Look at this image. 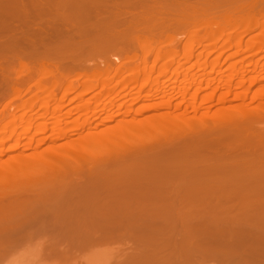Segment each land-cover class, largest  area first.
Listing matches in <instances>:
<instances>
[{"label": "bare ground", "instance_id": "bare-ground-1", "mask_svg": "<svg viewBox=\"0 0 264 264\" xmlns=\"http://www.w3.org/2000/svg\"><path fill=\"white\" fill-rule=\"evenodd\" d=\"M5 98L0 260L30 235L58 245L115 235L130 240V264H264V0H0ZM221 176L250 189L233 200L244 210L214 215L226 240L198 238L197 224L181 241L154 222L145 238L119 218L161 212L168 224Z\"/></svg>", "mask_w": 264, "mask_h": 264}, {"label": "rangeland", "instance_id": "rangeland-1", "mask_svg": "<svg viewBox=\"0 0 264 264\" xmlns=\"http://www.w3.org/2000/svg\"><path fill=\"white\" fill-rule=\"evenodd\" d=\"M180 31V30H179ZM179 31H178V33H177V31H175L177 34H181V33H183L184 31H180L181 33H179ZM174 32V33H175ZM172 34V33H171ZM176 34V35H177ZM185 34H187V32H185ZM182 41H184V39L182 40ZM230 52H228V53H226L225 55H224V57L221 59V62H223V60L225 59V57L227 56V54H229ZM216 55H213V56H211L209 59L210 60H212L214 57H215ZM202 59H203V61H204V56H202L201 57ZM241 57H239V59H240ZM183 61V60H182ZM194 61H195V59H194ZM202 61V60H201ZM232 62H234V59H233V61L231 60V61H227L226 63L224 62L223 63V65L221 66V67H218V69L219 68H222L223 70H226L230 65H231V63ZM159 64V63H158ZM157 64V65H158ZM192 65H194V67H196L197 66V64H192ZM189 66H191V64H186L185 66H184V68H187V67H189ZM250 68L252 67V66H249ZM248 67V68H249ZM195 72H197L196 74L198 75V76H200L199 74H202L203 73V71L201 70V72L199 71H196V70H194V71H192L191 72V75L193 74V73H195ZM167 78V77H166ZM180 78V79H179ZM179 78H177V81H175V82H173L172 80L170 81H168L167 79H166V81H165V84L167 85H173V86H175V85H180V82L184 79L182 76L181 77H179ZM182 79V80H181ZM181 80V81H180ZM31 81V80H30ZM29 81V84L30 83H32V81L34 82V79H32V81L30 82ZM171 82H173V83H171ZM77 83H79V81L78 82H75V84H77ZM33 84V83H32ZM31 84V85H32ZM199 85L200 84H198L197 85V87L194 89V90H196L198 87H199ZM28 86V85H27ZM26 87V86H25ZM172 87V86H171ZM170 87V88H171ZM179 86L177 87L176 86V92H178L179 91ZM59 89H61V88H59ZM62 90L63 89H61V90H57V94L60 96V95H62ZM38 91V89H37V85L36 84H33L32 86H31V89L30 90H28L27 92H25L26 94H27V96H29V98H31V96H33V94L34 93H36ZM80 91H82L81 89H78V91H77V93L78 92H80ZM130 91V92H129ZM133 91V93L134 94H136L135 92H136V90H126V91H123L122 92V94H126V93H131ZM95 93L96 92H98V90H95L94 91ZM94 92L92 93V94H94ZM154 92V91H153ZM77 93H73V94H71L70 96L71 97H73L74 95H76ZM132 93V94H133ZM160 92H155V93H153V94H159ZM26 94H24V98L25 99H27V96H26ZM92 94H89L88 95V97L89 96H91ZM121 94V95H122ZM133 94V95H134ZM120 95V96H121ZM4 99V98H3ZM2 99V103L0 104L1 106H0V109L1 108H3L4 107V105H5V103H7V101L9 100L8 98H5L6 99V101L5 100H3ZM122 100H124V98H122ZM121 100V101H122ZM9 101H11V100H9ZM8 101V102H9ZM20 103L21 101L20 100H18V101H13L12 102V104L13 105H16L17 103ZM39 105H40V103H38ZM136 109V108H135ZM64 110H67V109H64ZM0 115H2V114H0ZM146 115H147V113H146ZM144 115H140V116H138V117H143ZM105 123H107V124H110L111 123V121H108V122H104L103 124H105ZM102 126V125H101ZM99 127H100V125H99ZM228 177V176H227ZM226 176H224V177H218V178H215V179H212V180H214V182L212 183V182H207L206 180H204V181H206L205 183H208L210 186V189H209V191H207V189H206V191H207V193H206V191H202L204 194H200L199 195V197H197V195H198V193H197V195L196 194H194L193 196H191L190 194V196L189 195H187V196H189L188 198L190 199V197H191V201L190 200H188L187 198H185L186 200H187V202H186V200H185V202L183 201V203L182 204H179L178 205V210L180 211H178V210H174L175 211V213H173L172 212V214H173V216L171 215L170 216V218L172 217V221L171 222H168V224H170V225H168L167 224V218H166V214H164V213H161V212H156L157 214H153L152 212H148V213H151V214H148V213H144L143 212V215H145L148 219H146V217L145 216H143L142 215V213H140V212H135V213H133V214H130V215H132V216H125L124 214H122V215H120V220L122 221V222H129L130 221V223H132V221H133V223L132 224H130V225H134V223H135V226L134 227H136V225H137V228L138 229H140L141 228V230H143V232H145L146 231V228H151V227H154V223H155V227L156 228H158V227H160L161 228V230H162V227L163 228H166V227H168V229H169V227H170V229L169 230H171V231H173L174 230V232H171L170 231V233L171 234H173V236H174V238L175 239H180L181 241H182V239L179 237V236H183V232H188L189 231V229H190V231H192L194 234H195V232H194V229L193 228H198V225H199V227L201 228V226H205V227H203V228H205V229H203L201 232L199 231L200 230V228L199 229H196L195 231H199V232H197V234H199L200 235V237L199 236H197L196 234L195 235H193L190 231V233H189V235L191 234L192 236H191V238L192 237H194V236H197L198 238H202V237H204L203 239L205 240V238H206V236H207V234L208 235H213V234H215L216 235V239H219V240H223L224 239V237H226L227 236V234H229V233H227V232H229V231H217L218 229H220L222 226H220L219 224H217V223H214L213 221L215 220L214 219V215H215V213H217V211L218 210H221V209H224V208H226V207H228V205H229V207L228 208H231V209H233L232 207L233 206H235V203L236 202H238L241 198V196H240V194H238L237 196H240V197H238V198H240V199H238L237 198V196H236V194L237 193H241V191H243V190H239L241 187H237L238 186V184H236L237 186H235V184H233V182H232V179H233V177H228L227 178ZM225 178H226V180L228 181V180H230V181H228V182H230L229 184H228V182L226 183L225 181ZM235 178V177H234ZM217 179V180H216ZM224 179V180H223ZM237 179V180H236ZM236 179H234V180H236V181H234V182H237L238 180H240V179H238V177L236 176ZM211 180V179H210ZM219 180H222L223 181V183L221 182V181H219ZM246 180V179H245ZM240 181H242L243 183H246V189H248L247 191H250V189L249 188H247L248 186H247V180H246V182L241 178V180ZM240 181H238V182H240ZM216 182H218V183H216ZM225 182V183H224ZM205 183H203V185L205 184ZM215 183V184H214ZM241 183V182H240ZM214 184V185H213ZM233 184V185H232ZM213 185V186H212ZM229 185H231V186H229ZM240 185H242V184H240ZM243 185H245V184H243ZM235 188H234V187ZM205 187L207 188V186L205 185ZM243 187V186H242ZM244 189H245V186L243 187ZM245 189V190H246ZM244 190V191H245ZM240 191V192H239ZM247 191H245V192H242V193H246ZM242 193H241V195H242ZM249 193V192H248ZM226 194H227V196H226ZM229 194H232V195H234V199H232L233 198V196L232 195H229ZM196 195V196H195ZM202 195V196H201ZM224 195V198H225V196L226 197H228V195H229V200L228 199H223V196ZM248 194L246 193V196H247ZM186 196V197H187ZM196 198H195V197ZM230 196H232V197H230ZM244 197H245V195H243ZM242 196V197H243ZM195 198V199H193V198ZM211 197H213V198H211ZM220 197V198H219ZM243 197V198H244ZM214 198H216V199H214ZM219 198V199H218ZM197 199V200H196ZM236 199V202H234L233 200H235ZM245 199H248V198H245ZM184 200V199H183ZM203 200V201H202ZM220 200V201H219ZM223 202H222V201ZM230 201V202H228V201ZM232 200V201H231ZM238 200V201H237ZM244 200V199H243ZM225 201V202H224ZM241 202V204H242V200H240ZM189 202V203H188ZM221 202H222V204H221ZM246 202H247V200H246ZM186 203V204H185ZM227 205H226V204ZM229 203H231V204H229ZM218 204H220V207H218V209H217V206H219ZM223 204H225L226 206H224ZM237 204V203H236ZM246 203H245V201H244V203H243V205H245ZM222 205V206H221ZM230 205H231V207H230ZM238 205V204H237ZM237 205H236V208H234V209H236L237 210ZM238 206H240L241 207V209L242 210H244V206L242 207L241 205H238ZM246 206H247V204H246ZM246 206H245V208H246ZM223 207V208H222ZM220 208V209H219ZM217 209V210H216ZM213 210V211H212ZM238 210H240V208H238ZM176 211H177V213H176ZM216 211V212H215ZM241 211V210H240ZM219 212V211H218ZM139 213V214H138ZM155 213V212H154ZM180 214V215H177V214ZM183 213H185L184 215L185 216H183L182 214ZM187 213H188V215H187ZM194 213V214H193ZM196 213V214H195ZM212 213V215H210ZM135 214H137V215H135ZM175 214V215H174ZM139 215H142V216H139ZM190 215V216H189ZM159 216V217H158ZM160 216H162L161 218H160ZM175 216V217H174ZM178 216H182L183 217V219L181 218H177ZM189 217V218H186V217ZM213 216V217H212ZM128 218V220L126 219V218ZM153 217L154 218H156V219H153ZM192 217V218H191ZM208 217V218H207ZM124 218V219H123ZM142 218V219H141ZM174 218V219H173ZM206 218V219H205ZM209 218H212V219H209ZM216 218V217H215ZM158 219V220H157ZM164 219L165 220V222H164V220H163V222H162V220ZM177 219H179V220H177V224H176V220ZM185 219L187 220V221H185ZM189 219V220H188ZM205 219V220H204ZM127 220V221H126ZM137 220H138V222H137ZM140 220V221H139ZM161 220V221H160ZM174 220H175V222H174ZM148 221H149V223H148ZM169 221H170V219H169ZM181 221L183 222V224L181 223ZM185 221V222H184ZM198 221V222H197ZM141 222V223H140ZM145 222V223H144ZM152 222V223H151ZM154 222V223H153ZM156 222H158L157 224H156ZM160 222V223H159ZM174 222V223H173ZM188 222V224H191V225H189V226H185L184 224H186ZM208 222V223H207ZM141 224V225H140ZM176 224V225H175ZM179 224V225H178ZM196 224V225H195ZM198 224V225H197ZM204 224V225H203ZM213 224H217L218 226H220V228L218 227L217 229H216V227H215V225L213 226ZM146 225V226H145ZM151 225V226H150ZM172 225V226H171ZM193 225V228L191 227ZM206 225H207V230H206ZM139 226V227H138ZM144 228H143V227ZM177 226V227H176ZM213 226V228L215 227V231L217 232V233H215V231L213 232L212 231V229L213 228H211ZM146 227V228H145ZM181 227H182V229H181ZM186 227V228H185ZM188 227H190V228H188ZM175 228V229H174ZM184 228V229H183ZM173 229V230H172ZM179 229V230H178ZM186 229H188V231L186 230ZM210 229H211V231H210ZM209 230V231H208ZM183 231V232H182ZM204 231V232H203ZM141 233V234H144V236L143 237H145L146 238V235L145 234H147L146 232L145 233ZM177 232V233H176ZM206 232V233H205ZM212 232V233H211ZM218 232H219V234L220 235H222L223 236V234H222V232L225 234V233H227L226 235H224L223 236V239L221 238V237H218L219 236V234H218ZM230 232H232V231H230ZM181 233V234H180ZM187 233V234H188ZM203 235H202V234ZM233 233V232H232ZM178 236H177V235ZM186 234V233H185ZM218 235V236H217ZM232 235V234H231ZM115 235H112V236H109V237H111L110 238V240H108L109 238H104V239H101L102 241H100V239L99 240H97V241H95V243L94 242H90L89 244L87 243V244H85V245H74V244H65L64 243V245L62 244H60V245H58L57 243L55 244V243H52L51 241H53V240H50L49 239V242H48V244H47V246H42L40 243H39V241H38V244L37 243H28L27 244V246H25V244H23L22 245V243H23V241H22V243L21 244H18V245H15V246H7L6 248L10 251V252H12L11 253V255H9V256H11L12 258H13V260H14V264H34V262L39 258V259H42L43 261H46V262H48V264H72V262L73 261H75V260H80V262H81V264H108V262H109V260H110V250H108V249H106V248H102V247H96V246H98V245H102V244H105V243H114V242H119L120 241V243H121V241H122V244H124V242H126V241H130V240H122V238H120L119 239V237H116V238H113ZM175 236H177V237H175ZM181 236V237H182ZM233 236V235H232ZM186 237H187V235H186ZM185 237V238H186ZM214 239H215V236H212ZM218 237V238H217ZM119 239V240H115V239ZM183 238V237H182ZM189 238H190V236H189ZM197 238V239H198ZM209 240L208 241H212V239H210L211 237L209 236V237H207ZM221 238V239H220ZM227 238H229V236L227 237ZM226 238V239H227ZM230 238H231V236H230ZM113 239V240H112ZM178 239V240H179ZM226 239H224V240H226ZM34 240V239H33ZM103 240H104V242H103ZM187 240V239H186ZM29 241V240H28ZM124 241V242H123ZM176 241V240H175ZM201 241H203L202 239H201ZM205 241H207V240H205ZM101 242V243H100ZM25 243V242H24ZM99 243V244H98ZM40 244V245H39ZM19 245H22V247L20 246V248H19ZM72 245V246H71ZM42 246V247H41ZM56 246L57 247H60V246H62V247H60V248H56ZM65 246H67V247H65ZM17 247H18V249H17ZM13 248H16L15 250V252H13V250L11 251V249H13ZM63 250H62V249ZM74 250H73V249ZM78 248V249H77ZM131 248V247H130ZM61 251H60V250ZM70 249V250H69ZM134 249V248H133ZM132 249V250H133ZM145 250V248H142V250ZM132 250H130V252H129V250H128V248L126 249V251H127V255H126V257H125V259H124V262H123V264H130L129 262H127V261H129L130 259H127V257L128 258H131V255H129V254H131V251ZM135 250H136V248H135ZM142 250H139V251H142ZM64 251V252H63ZM63 252V253H62ZM66 252V253H65ZM134 253V250H133V252H132V254ZM135 253H136V251H135ZM9 256H7V258L9 257ZM7 258H5V259H7ZM5 259H2V260H0V264H3V261L5 260ZM148 261H150V260H148ZM147 262H145V263H143L142 262V264H146ZM149 264H153V262L152 261H150V262H148Z\"/></svg>", "mask_w": 264, "mask_h": 264}, {"label": "clouds", "instance_id": "clouds-1", "mask_svg": "<svg viewBox=\"0 0 264 264\" xmlns=\"http://www.w3.org/2000/svg\"><path fill=\"white\" fill-rule=\"evenodd\" d=\"M29 241L32 243H36L37 241L32 240L31 235L29 236ZM29 241L25 242V246L29 243ZM49 242V238L47 236H43L39 238V243L42 246H47ZM130 246V242H126L124 244H121L120 242H114V243H105L102 245H98L96 247H102L110 250V260L108 264H123L124 259L127 255L126 249ZM3 264H14V260L11 256H9L7 259L3 261ZM34 264H48V262L43 261L42 259H37ZM72 264H81L80 260H75L72 262Z\"/></svg>", "mask_w": 264, "mask_h": 264}]
</instances>
